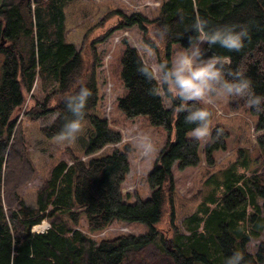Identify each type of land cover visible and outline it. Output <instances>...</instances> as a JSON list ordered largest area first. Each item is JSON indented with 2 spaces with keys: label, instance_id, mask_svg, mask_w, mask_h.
Here are the masks:
<instances>
[{
  "label": "trees",
  "instance_id": "trees-1",
  "mask_svg": "<svg viewBox=\"0 0 264 264\" xmlns=\"http://www.w3.org/2000/svg\"><path fill=\"white\" fill-rule=\"evenodd\" d=\"M69 1L2 0L0 4V168L11 161L19 166L18 170L19 164L24 166L22 154L20 159L14 151L21 148L17 138L10 144L8 140L15 134L16 110L34 83L46 95L26 114L35 118L54 113L52 122L41 128L47 138L55 137L65 121L72 118L63 97L78 90L77 82L92 91L85 109L91 129L82 155L72 156L70 163L59 160L51 167L37 189L34 207L18 197L6 212L0 199V264H225L236 251L243 253L246 264H264V174L257 170L237 176L232 164L223 171L221 182L210 178L215 185L197 210L182 219L183 231L172 229L169 237L160 232L158 223L165 208H173L175 183L171 167L177 163L182 170L198 165L201 146L200 141L187 137L194 125L185 123L186 113L177 115L174 111L179 101L165 93L171 105L166 107L163 94H149L155 82L138 72L143 57L135 46L122 42L119 76L124 92L117 98L116 107L127 118L144 116L150 125L162 126L168 137L146 175V199L136 197L127 202L122 192L121 182L129 169L127 144L104 154L96 153L107 144L119 142L122 136L106 118L94 112L99 100L95 70L100 63L98 43L117 28L136 25L151 48L159 51V44L164 47L158 63L170 60L173 44L187 47L188 37L196 35L189 31L196 15L209 20L210 28L224 24L247 27L249 38L239 52H229L218 44L205 48L209 56H230L231 67L243 70L255 93L264 97V0H162L152 19L139 12L111 10L100 23L116 15V24L99 33L84 49H77L64 33L63 7ZM164 26L168 28L166 37L154 39L156 29ZM229 107L238 110L248 106L245 99L230 97ZM248 110L256 115V130L263 131L258 141L264 147V111ZM217 129L222 130V135L204 147L209 166L214 163L213 152L226 148L228 133L217 125L213 137ZM82 156L86 157L81 159ZM219 188L224 191L218 198L213 191ZM214 203L217 207L209 206ZM82 217L89 232H100L114 220L141 222L149 230L96 241L79 227ZM43 220L49 224L44 232L33 228ZM254 239L259 240L256 250L249 252L247 243ZM167 242L171 244L169 248Z\"/></svg>",
  "mask_w": 264,
  "mask_h": 264
},
{
  "label": "rangeland",
  "instance_id": "rangeland-1",
  "mask_svg": "<svg viewBox=\"0 0 264 264\" xmlns=\"http://www.w3.org/2000/svg\"><path fill=\"white\" fill-rule=\"evenodd\" d=\"M162 0H118L119 4H114V0H70L63 8L65 14V36L66 39L74 43L77 49H84L85 46L102 31L112 27L117 22L116 15L111 16L104 23L101 18L106 16L111 10H121L126 14L139 12L148 19L154 18L158 14V9ZM2 0H0L1 4ZM119 7V8H118ZM122 42L129 43L137 48L144 60L158 63L161 55L164 54V47L159 51L151 48L143 41V32L136 25L131 27L117 28L101 43L96 45L100 53V63L96 70V79L99 88V100L94 112L106 118L110 127L121 133V140L117 143L105 145L97 154L107 153L115 148H123L122 144H127L129 151L127 158L129 169L121 189L127 202H133L136 197L146 199L149 196V187L146 175L152 170L156 155L159 150L167 143V130L162 126H152L144 116L127 118L117 106V98L124 92V88L119 76L121 67L120 59L124 45ZM179 44L171 46V57L180 48ZM46 95L34 83L30 92H25L23 105L16 110V123L12 136L8 143H13L17 138V143L21 148L14 150L22 154L24 166H15L13 162L0 168V199L5 203L4 210L8 212L7 206L15 204V198H22L28 206L36 205L37 189L42 182L49 176L51 167L59 160L71 162L72 156H81L84 142L88 137L91 124L88 119L84 120V130L73 142L57 143L55 137L47 138L41 133V128L52 122L54 113L47 112L32 118L26 114L35 103L41 101ZM164 95V94H163ZM166 107L170 105V99L164 95ZM213 113L212 128L217 125L222 126L228 133L226 148L218 149L213 152L214 163L209 166L205 162L204 147L207 143L200 141L201 161L196 166H189L181 170L177 163L171 168L175 183V195L173 198V208H165L162 220L158 223L160 232H164L168 237L173 230L183 231L182 219L197 210L204 198L209 194L210 188L215 185L212 181L218 182L224 178L223 171L235 164V172L250 174V171L257 170L259 174H264V147L259 144L258 136L263 131L255 128L256 115L252 114L248 107L232 110L229 107V98L217 100L211 107ZM19 121V122H18ZM17 130V131H16ZM147 132L151 135L154 143L159 149L151 159H143L135 142L137 133ZM187 137H191V133ZM129 142H125V141ZM25 145V147H24ZM11 148V147H10ZM86 156H82L84 159ZM21 159V156H20ZM22 161V160H21ZM17 165V164H16ZM247 165V166H246ZM31 176L27 177L28 174ZM33 174V175H32ZM212 178V179H210ZM12 181L10 185L6 183ZM223 188L214 190L216 197H220ZM260 202V200H259ZM210 207L217 205L210 204ZM173 213V214H172ZM171 214V216H170ZM171 219V221H169ZM45 221V220H44ZM48 223L47 221H45ZM42 222L33 228H42ZM79 227L91 238L98 241L100 238H112L119 234H144L149 227L141 222H124L114 220L107 228L100 232H89L86 229L85 217L80 220ZM259 240H250L247 243V250L254 252ZM171 246L167 242V247Z\"/></svg>",
  "mask_w": 264,
  "mask_h": 264
},
{
  "label": "clouds",
  "instance_id": "clouds-1",
  "mask_svg": "<svg viewBox=\"0 0 264 264\" xmlns=\"http://www.w3.org/2000/svg\"><path fill=\"white\" fill-rule=\"evenodd\" d=\"M209 24V20L196 15L189 29L196 35L188 37L187 47H180L170 60L159 63L141 58L138 66V72L145 79L155 82V86L149 89V94L166 93L172 100L179 101L174 106L175 113H186L185 123L194 125L191 137L204 143L214 142L222 135L220 129L216 130L215 137L212 135L211 107L217 100L243 98L248 107L264 111V97L255 93L252 81L243 70L231 67V57L217 54L209 56L208 49L205 48V45L210 48L218 44L229 52H239L245 39L249 38L247 27L224 24L210 28ZM167 32V26L158 28L153 38L162 40ZM77 87L78 90L74 89L63 97L72 118L67 119L56 134L54 139L57 143L73 142L84 130L85 109L92 91L81 81L77 82ZM135 142L143 159H151L159 150L147 132L137 133ZM225 264L246 262L243 253L236 251L226 259Z\"/></svg>",
  "mask_w": 264,
  "mask_h": 264
},
{
  "label": "bare ground",
  "instance_id": "bare-ground-1",
  "mask_svg": "<svg viewBox=\"0 0 264 264\" xmlns=\"http://www.w3.org/2000/svg\"><path fill=\"white\" fill-rule=\"evenodd\" d=\"M18 122H19V121H18ZM16 131H17V130H16ZM24 147H25V145H24ZM37 225H39V224H37ZM37 225H36V226H37ZM45 225H46V222L43 220V221H42V225H40V226H42V228H43ZM48 227H49V224H48ZM48 227H47V228H48ZM42 228H39V227H38V229H40V230H41ZM47 228H46V229H47ZM46 229H45V230H46ZM41 231H42V230H41ZM43 232H44V231H43ZM87 237H88V236H87ZM156 239H157V238H156ZM160 247H161V246H160ZM164 248H166V247H164Z\"/></svg>",
  "mask_w": 264,
  "mask_h": 264
},
{
  "label": "built area",
  "instance_id": "built-area-1",
  "mask_svg": "<svg viewBox=\"0 0 264 264\" xmlns=\"http://www.w3.org/2000/svg\"><path fill=\"white\" fill-rule=\"evenodd\" d=\"M48 227V224H46L41 230L44 231Z\"/></svg>",
  "mask_w": 264,
  "mask_h": 264
},
{
  "label": "crops",
  "instance_id": "crops-1",
  "mask_svg": "<svg viewBox=\"0 0 264 264\" xmlns=\"http://www.w3.org/2000/svg\"><path fill=\"white\" fill-rule=\"evenodd\" d=\"M120 1V0H119ZM121 2H118V0H114V4H119ZM119 8V7H118ZM65 13V12H64Z\"/></svg>",
  "mask_w": 264,
  "mask_h": 264
},
{
  "label": "water",
  "instance_id": "water-1",
  "mask_svg": "<svg viewBox=\"0 0 264 264\" xmlns=\"http://www.w3.org/2000/svg\"><path fill=\"white\" fill-rule=\"evenodd\" d=\"M47 224V223H46Z\"/></svg>",
  "mask_w": 264,
  "mask_h": 264
}]
</instances>
